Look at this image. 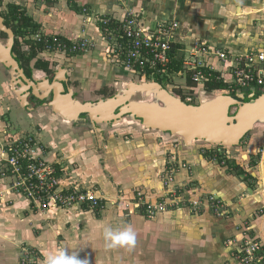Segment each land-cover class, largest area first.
<instances>
[{
    "label": "crops",
    "instance_id": "1",
    "mask_svg": "<svg viewBox=\"0 0 264 264\" xmlns=\"http://www.w3.org/2000/svg\"><path fill=\"white\" fill-rule=\"evenodd\" d=\"M32 1L40 4V1ZM67 1L69 20L51 19L49 24L60 31L65 28V33L71 35H76L77 29L83 26L74 7L78 8L79 14H82L83 7L88 8V14L93 18L122 20L132 12L139 15L142 26L148 29L175 23L179 34L175 63L195 59L196 46H203L211 52L223 51L232 57L264 50V0ZM51 2L57 4V1ZM43 3L50 9L54 6ZM42 18L35 16L33 19L40 29L41 25L44 28L46 25ZM92 22L89 26L85 23V27L91 30ZM96 28L98 30L99 24ZM60 35L64 38L66 34L60 32ZM76 58L87 59L88 56L86 53L73 59ZM197 58L205 62L210 60L216 65L217 72L227 74V66L218 57L209 59L202 54ZM100 60L108 65L109 72H100L98 68H93L94 72L92 68L84 69L99 80L89 84L85 83L89 79L77 78V87L71 89L74 93L84 94V99L77 96L76 100L94 102L101 96L108 98L106 89L93 91L92 87L102 83L101 79L108 81L111 73L124 75V79L113 81L114 88L120 81L136 78L106 60L105 55ZM174 73L180 75L183 72ZM186 74V84L179 90L182 93L195 88L189 86L190 74ZM3 75L8 78L5 71ZM9 89L12 91L11 84ZM243 91L240 89L231 95H244L246 99L252 94L256 98L263 95ZM196 96L198 99V91ZM77 122L80 123H74ZM74 123L65 122L45 105L36 110L24 108L17 97L16 102L12 101L4 85L0 84V162L5 158L1 145L24 139L26 129H38L40 133L36 132L33 145L34 156L58 166L65 188L78 187L83 192H95L92 189L96 188L95 195L105 204L103 211L78 206L52 207L45 211L34 210L23 195L14 194L11 200L1 199L0 264H22L23 249L36 253V264H46L49 254L60 251L82 264H240L236 257L237 245L246 240L264 244V173L258 155L259 146L264 144V133L254 136L248 148L228 149L225 163L204 152L205 148L178 146L182 148L178 150L179 156L190 169L186 167L177 172L173 187L195 186L196 194L190 191L186 193V199L187 194L193 197L215 195L227 207L229 216L220 217L205 208L196 214L189 209L174 208L176 210L170 209L157 214L154 219H147L128 200L134 204L138 191L151 202L164 196L163 173L169 153L173 151V142H167L160 134L141 132L134 134L132 140H126L113 136V133L112 136L106 135V129L116 130L115 127ZM126 205H129L128 210ZM129 227L135 235L133 245L106 247L105 229L124 231ZM229 240H233L236 247L227 248L224 242Z\"/></svg>",
    "mask_w": 264,
    "mask_h": 264
},
{
    "label": "built area",
    "instance_id": "2",
    "mask_svg": "<svg viewBox=\"0 0 264 264\" xmlns=\"http://www.w3.org/2000/svg\"><path fill=\"white\" fill-rule=\"evenodd\" d=\"M87 21L102 25V29L98 28V30L106 44L105 58L109 62L143 80L164 79L176 75L171 68L176 62L175 48L179 38L178 26L175 23L160 24L154 29H148L142 26L139 15L132 12H128L122 20L90 16ZM35 41V46H43L44 52L57 50L73 56L88 53L89 47L93 45L88 46L86 42L79 41L67 45L59 37L40 34L36 36ZM194 52L195 59L184 60L182 63L183 70L191 75L192 83L197 86L192 89L195 94L184 100L186 104H194V100L197 99V89L206 88L210 83L226 84L231 93L241 89L264 95V50L251 51L238 57H232L223 51L211 52L203 46H196ZM202 54L209 59L218 57L227 66V74L217 72L216 65L210 60L205 62L198 59L197 55ZM228 77L231 78L230 82ZM32 141L20 139L1 145L4 149L2 155L5 158L0 162V186L4 180L10 179L12 186L9 193L23 195L32 204L34 210L39 208L46 211L52 207L74 206L87 207L91 211L103 209L104 200L97 197L95 192H83L78 187L70 189L63 187L59 170L55 165L34 156ZM204 148L206 149L204 152L211 153L214 159H221L223 163L228 159V149L211 146ZM258 155L264 173V146L259 150ZM165 165L163 181L166 194L161 200L151 202L146 200L147 197L143 192L138 191L136 194L137 201L134 205L137 208L143 207L147 219H154L157 214L178 208L179 198L172 188L175 176L182 169V165H179L175 156L167 158ZM206 200L219 213L220 200L214 196ZM194 204L197 210L198 203ZM228 244L233 243L230 241ZM237 254L242 264H264V244L255 240H246L243 245L240 244ZM21 262L36 264L38 262L36 253L23 249Z\"/></svg>",
    "mask_w": 264,
    "mask_h": 264
},
{
    "label": "water",
    "instance_id": "3",
    "mask_svg": "<svg viewBox=\"0 0 264 264\" xmlns=\"http://www.w3.org/2000/svg\"><path fill=\"white\" fill-rule=\"evenodd\" d=\"M7 36L4 42L1 35ZM15 33L0 16V67L6 72L18 101L28 108L29 91L46 103L65 122L74 123L86 116L96 127H133L142 133L160 134L167 141L178 140L185 149L195 146L235 149L242 146L249 134L264 130V95L227 92H201L197 103L186 104L180 96L156 81H120L113 97L94 102H81L74 91L65 89L57 77L51 83L43 72L28 79L12 52ZM64 74V72L62 71Z\"/></svg>",
    "mask_w": 264,
    "mask_h": 264
},
{
    "label": "rangeland",
    "instance_id": "4",
    "mask_svg": "<svg viewBox=\"0 0 264 264\" xmlns=\"http://www.w3.org/2000/svg\"><path fill=\"white\" fill-rule=\"evenodd\" d=\"M56 1H57V4H54V3L51 2V4L54 5L52 7L54 9H52V8L50 9V7L48 8V6L45 3H43V2L41 3L40 2V4H36L32 0H0V12L5 14V15H8L9 11H10L9 10V6L10 5H18L22 9H24L28 13L29 16H31V15L34 16V17L36 16L37 18H42L43 17L42 19L44 20V23L46 24L45 28L43 27V25H41V29L39 28V30L36 33L26 35L25 37H20V39H21L20 40V44L26 45L27 42H30L29 48L35 47V42H36L35 39H36V36L38 34H40L41 36H47V37H60V36H63V35H60V32H62L63 34H66L64 38L70 40L71 43L79 41V42H86L88 44V46H90L89 44H93L92 47H89V50H88V53H87V56H88L87 59H81V58L73 59L74 56L72 54H70V53L64 54L63 52L57 51V50L56 51L44 52V51H41V50L38 49V58L42 57L44 59H47L49 61V63L53 64L54 66H57V65H59L58 67L63 66L64 68L69 70L70 74L73 75V79L74 80H78L77 78H80L81 80L82 79H89V81L87 82V80H86L85 83L91 84L94 80H96V81L99 80V78H97V79L94 78V75H92V74L89 75V73L85 72V70H87L88 68H92V71H93V68H98V70H100V72H109V70H110L108 65H106L105 63H103L100 60L105 55L106 44H105L104 40L102 39L101 34L97 30L96 23L94 21H93L94 23L92 22L93 26H91V27H93V28H91V30L87 29L85 27V25H84L85 23L87 24V26L90 25V22L87 21V19L90 17V15L88 14V8H86V7H83L82 14H77L78 19L81 22H83V26L80 27L79 29H77L78 33L76 35H75V33H72V35L68 34V33H65V31H64L65 28L63 29V31H60L59 29H53L50 26V24H49L51 19L54 20V21H57L58 19H60V22H64V20H67V21L69 20L68 5L66 3L68 1L67 0H56ZM34 17H32V18L34 19ZM94 25H95V27H94ZM66 31L69 32V29H67ZM1 39L4 42L6 41V38H1ZM26 55H28V53ZM76 71H79V73L78 74H74L73 72H76ZM182 72L183 73L180 74V75L177 74V75H175L173 77H167V78H164V79L154 78L152 80H143V79H140L139 77L135 76L136 78H133V79L129 78V80H131V81L132 80H134V81H156V82L158 80H161V83L167 89L172 90L173 92H175L181 98L186 99V98H190L195 93L190 91V89H186L184 91L186 94L182 93L183 91L179 92L180 88L182 89V86H185L186 78H187L186 72L184 70ZM2 73L4 74V70H2V68H0V84L4 85V90L7 92L8 95H10L11 100L16 102V95L14 94L13 91H10L11 89H9V85H10L9 81L10 80H9V78H5V76ZM101 76H104V75H101ZM121 78L124 79V75L123 76H121V75L119 76V75H116V74L113 75L111 73V77H110V75H108V81L105 78L101 79L102 83H99L98 86H96V87H92V89L94 88L93 91H96V89L97 90H105L106 89V93L107 94H115L116 90L113 87V81H115L116 79H121ZM70 84H71V88L72 87L73 88L77 87V85H78V83H70ZM105 84H107L108 86L101 87V86H103ZM73 85H75V86H73ZM195 87H197V86H195ZM197 90H198L199 94L201 92H204V91L206 92L207 91V89H205L203 87H200ZM223 92H227V93L232 94L227 88ZM243 92L247 93L246 90H244ZM87 97L91 98L90 95H88ZM78 98L79 99H84V94H82V93L79 94ZM100 98H102V96ZM194 103H197V99L194 100ZM7 115L9 116V114H7ZM26 130L24 131L25 132L24 136H23L24 139H28L29 141L33 140L31 142V145H34V143H35V140H34L35 139V135L38 132L40 133V130H38V129L35 130L33 128H29V129H26ZM112 133H113V136H115L117 138L121 137V138L126 139V140H132L133 137H134V134H138L140 132L137 129L132 128V127L116 128V130H114L113 128L112 129H106V135L112 136ZM262 133H264V130H257V131L252 132L251 134H249L247 136V138H245V140L243 141V144H242L241 147H243V148L247 147L248 148L250 146L251 139H253L254 136L256 137V136H258L259 134H262ZM171 142H173V144H172L173 151H171L172 153H169L168 158H171V157L175 156V157H177V162L179 163V165H182L183 169L186 168V167L190 169V166H187V163L178 154V152H179L178 150L182 149L181 147L180 148L178 147L180 145L178 140H173ZM263 146H264V144L260 145L259 147L262 149ZM174 147H178L179 149H176V148L174 149ZM203 148L204 147L196 146V149H198V150H202ZM32 150H34V147H32ZM62 181H63V178H62ZM63 182H62V186L64 187ZM11 186L12 185H11L10 179H6V180H4L2 182V184L0 186V192H2V193H0V198H2L4 200H6V199L7 200H11L12 195H14V193L13 194L9 193L10 189H11ZM195 189H196V187L193 186L192 184H188L185 187L182 186L181 188H178V187H173L172 188V190L176 192V194H177V196L179 198L178 208H180V209L181 208L182 209L183 208L189 209L194 214L200 212L201 210H203L205 208L206 210L209 209L211 212H213L214 214H216V215H218L220 217H225L226 218L227 216H229L228 209L223 204L222 201H220V211H219V213H217L213 209L214 207H212L208 202H206L207 201L206 199H208L210 197H213V196L216 197L215 195H208V196L201 195V197L200 196L193 197L192 195L187 194V195H189V197H188V199H186V197H185L186 193H190V191H191V192H193V194H196ZM92 190H94L95 192L98 191L96 188H93ZM167 192H169V191H167ZM136 198H137V196H135L133 201L134 200L137 201ZM161 198L157 199L156 201H160ZM146 200H148V199H146ZM128 201H129V203L131 205L134 206L133 202H131L130 200H128ZM156 201H154V202H156ZM6 202H9V201H6ZM109 202H112V201H109ZM195 202L198 203V205H197L198 209L197 210L195 209V206H196L194 204ZM129 205H126L127 206V210L129 208ZM142 208L143 207L141 206L139 208V211L146 218V216L144 214V210ZM104 209H105V205H104L103 209L99 210V211H103ZM176 209H174V210H176ZM31 211H34V210H31ZM230 241L231 240L224 242V245L227 248L236 247V243L233 240L231 241L233 244L229 245L228 243ZM243 244L244 243H242L241 245H243ZM237 247H239V245H237ZM233 252H235V251H233ZM236 252H237V250H236ZM234 256H235V253H234ZM236 257H237L238 262L240 264H242L239 261V259H238V254H237Z\"/></svg>",
    "mask_w": 264,
    "mask_h": 264
},
{
    "label": "trees",
    "instance_id": "5",
    "mask_svg": "<svg viewBox=\"0 0 264 264\" xmlns=\"http://www.w3.org/2000/svg\"><path fill=\"white\" fill-rule=\"evenodd\" d=\"M34 1H36V2L45 1L49 4L51 3V0H34ZM72 9H73V6H72ZM74 9H75L76 13H78V14L80 13V11L78 10L77 7H74ZM9 10L10 11H9L8 15H5V14L0 12V16H2L4 18L5 25L14 31L16 37H25L26 35L36 33L39 30V28H40L39 24L36 23L33 20V18L28 16L27 12L24 9H22L20 6L10 5ZM99 29H102V25H99ZM59 39L62 42L66 43L67 45H71V42L65 38L59 37ZM29 46H30V42H27L24 47L21 46V44L19 42L17 43V47H18L17 54L21 55L23 58L27 54V52H28L27 50L30 51V57L27 59V61L34 60L35 58L38 57V49L41 51L44 50L43 46H40V45H37L36 47H31V48H29ZM43 67L45 69H48V65H46V64ZM171 68L174 72L183 71L182 64H180V63H174L171 66ZM157 82L162 84L161 80H158ZM188 84L190 86L192 85L193 87H195V85L191 81V75L188 78ZM206 88H207L208 92H213V91H220L221 92V91H224L226 89V86L222 83H210V84L206 85ZM106 96L113 97L114 94H109V95L107 94ZM55 167L58 169V166H55ZM97 211H99V210H97Z\"/></svg>",
    "mask_w": 264,
    "mask_h": 264
},
{
    "label": "flooded vegetation",
    "instance_id": "6",
    "mask_svg": "<svg viewBox=\"0 0 264 264\" xmlns=\"http://www.w3.org/2000/svg\"><path fill=\"white\" fill-rule=\"evenodd\" d=\"M1 38H6L7 36L5 34L1 35ZM20 37H16L15 36V45L13 47L12 52L16 55V61L19 63L21 69L24 70V73L26 75V77L28 79H30L31 81H33V76L36 75V73L38 72H43L46 74V78L52 83L54 81L55 78H59L61 76H65L66 79L68 80L67 83H64L62 80V84L64 85L65 89H67V87L71 88V84L70 83H76L75 80L73 79V75L69 73V70H67L66 68H64L63 66L58 67L54 66L53 64H50L49 61L47 59H44L42 57H37L34 60L31 61H27V59L30 57V51L27 50L28 55H25V57L23 58L21 55L17 54V43H20ZM21 46H25L24 44ZM36 47V46H35ZM48 65V69H45L43 66L44 65ZM42 65V66H41ZM62 71L64 72V74L62 73ZM6 73V72H5ZM74 74H76L77 72H73ZM7 76V75H6ZM8 77V76H7ZM10 82V81H9ZM75 86V85H73ZM190 86V85H189ZM166 88V87H165ZM191 88H193V86H191ZM76 92V91H75ZM29 96L27 98L28 102H29V106L27 109L29 110H36L37 108H41L44 105L46 106V103H49L52 98L50 97L48 100L45 101H39L38 99H36L33 96V92L32 90L29 91ZM79 95L78 92L74 93V97H77ZM115 95V94H114ZM248 99V98H247ZM246 99L245 102H248V100ZM182 100H185L182 98ZM85 118V116H81L80 119ZM85 121V122H84ZM80 123H74L76 124H82L84 126H89V122L88 120H79ZM88 128V127H87Z\"/></svg>",
    "mask_w": 264,
    "mask_h": 264
},
{
    "label": "clouds",
    "instance_id": "7",
    "mask_svg": "<svg viewBox=\"0 0 264 264\" xmlns=\"http://www.w3.org/2000/svg\"><path fill=\"white\" fill-rule=\"evenodd\" d=\"M105 241L107 248L130 246L135 243V235L130 227L124 231L105 229ZM46 264H82V262L75 257H68L63 251H60L55 254H49L46 258Z\"/></svg>",
    "mask_w": 264,
    "mask_h": 264
},
{
    "label": "bare ground",
    "instance_id": "8",
    "mask_svg": "<svg viewBox=\"0 0 264 264\" xmlns=\"http://www.w3.org/2000/svg\"><path fill=\"white\" fill-rule=\"evenodd\" d=\"M133 128V127H132Z\"/></svg>",
    "mask_w": 264,
    "mask_h": 264
}]
</instances>
